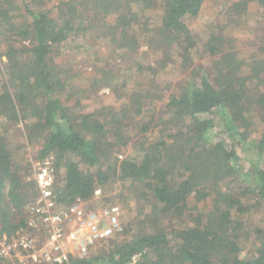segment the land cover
Segmentation results:
<instances>
[{"label": "trees", "instance_id": "obj_1", "mask_svg": "<svg viewBox=\"0 0 264 264\" xmlns=\"http://www.w3.org/2000/svg\"><path fill=\"white\" fill-rule=\"evenodd\" d=\"M228 1V22L245 17L248 0ZM254 1L264 27V0ZM205 2L0 0V240L25 231L38 196L33 165L14 157L23 137L36 146V162L53 159L57 206L80 201L95 210L113 201L104 192L118 181L121 200L138 204L105 248L56 264H264V218L252 227L245 219L264 206V134L252 139L249 119L264 112V33H255L261 46L251 58H239L223 34L228 24L202 42L189 22ZM87 37L105 42L112 57L135 56L136 75L121 80L107 65L76 81L57 58ZM199 54L211 61L209 71L194 65ZM176 70L182 79L161 93L158 76ZM102 88L113 102L86 110L82 100ZM245 148L257 156L247 170ZM200 203L209 206L199 210ZM0 264L14 261L0 256Z\"/></svg>", "mask_w": 264, "mask_h": 264}, {"label": "rangeland", "instance_id": "obj_2", "mask_svg": "<svg viewBox=\"0 0 264 264\" xmlns=\"http://www.w3.org/2000/svg\"><path fill=\"white\" fill-rule=\"evenodd\" d=\"M248 1V10L245 14V17L239 21H236V18H234V20H230L228 22L227 16L224 15L222 11L225 10V5L229 1L206 0L199 16L189 22V28L191 32L203 42L207 39V36L210 32H217L222 26L228 24L223 34L235 40V45L239 50V58H245L249 56V58L255 57V55H257V48L261 46V43L258 41L255 33L258 32L260 35L264 33V27L261 25V23H257V21L259 22L263 17L261 16V11L259 10L260 8L258 5H256V2L254 0ZM159 13V11H156L153 12V15L152 12H147V15L154 17L158 16ZM140 51H147L146 46H142ZM147 52V58L149 61L154 60L155 55L150 51ZM144 57L146 56H141V59ZM59 60H63L64 62L68 63V66L72 69L73 73H78L76 81H82L88 74L92 72L98 73V69H100V67H105L107 65L112 67L113 70L119 74L121 80L126 78L131 80L132 77L136 75L135 68H133L137 61L135 56L131 59L125 58V60L112 57L110 47L105 42L93 40L88 37L86 41L81 39L76 41L73 46H69V48L62 50V56H60L59 59L57 58V61ZM3 61H5L4 58ZM194 65H199L209 71L211 67V61L207 57L201 56L199 54V56H197L194 61ZM180 79H182V73L180 70L168 72L158 76V90H160L161 93L168 94L175 88ZM108 94L109 90L107 88H102L98 92L99 96L85 100L83 99L82 105L88 111L93 110L95 106H107L113 102L112 97H110ZM249 116L251 121V131L253 132L252 139H260L264 134V112H257V110H255L254 112H251ZM16 134L17 133L15 132H11V137H14L12 140L13 146L19 143V141L15 139ZM18 138L20 139L21 144L19 147L16 145L17 149L14 153V157L17 160L22 158L33 165L36 162V146L28 148L23 137ZM246 148L245 150H242L239 155L243 160V165L245 166L244 168L247 170V168L251 166V163L256 161L257 156L254 151H248V148ZM133 151V147L130 146L126 152V155L129 156L130 154H133ZM116 155L118 158H120V155L122 154L117 153ZM123 157L124 156L122 155V158ZM104 193V196L108 197V199H113V201H107V205L115 204L119 206L120 223L124 229L125 225H127L128 222L133 221L137 214V202L132 198L125 199V202L121 200L123 199L122 195H124V192L120 181L111 183V185L105 189ZM208 206L209 205H206V203L198 204L199 210H204ZM149 209V206H147V213ZM263 218L264 206L258 213L252 214L250 217H245V219H248V224H250V227L261 224ZM102 243L103 241L97 243L93 246V248L95 250L99 249L101 246L105 248V245ZM242 245L244 247L242 256L250 255L251 253L246 254L251 249L250 241L244 239Z\"/></svg>", "mask_w": 264, "mask_h": 264}, {"label": "built area", "instance_id": "obj_3", "mask_svg": "<svg viewBox=\"0 0 264 264\" xmlns=\"http://www.w3.org/2000/svg\"><path fill=\"white\" fill-rule=\"evenodd\" d=\"M53 165L52 157L33 164L38 196L29 208L27 228L9 239L0 240V256L13 260L14 264L62 263L70 254L83 258L97 243L123 232L120 208L115 204L99 203L97 209L90 211L80 201L57 206ZM102 198V190L96 189L94 200ZM37 234L42 236L40 244H36Z\"/></svg>", "mask_w": 264, "mask_h": 264}, {"label": "crops", "instance_id": "obj_4", "mask_svg": "<svg viewBox=\"0 0 264 264\" xmlns=\"http://www.w3.org/2000/svg\"><path fill=\"white\" fill-rule=\"evenodd\" d=\"M116 236H117V235H116ZM114 237H115V236H114ZM111 238H113V237H111ZM111 238H110V239H111ZM107 240H108V239H107ZM104 241H105V240H104ZM101 242H102V241H101ZM92 248H93V247H91L90 249H92ZM89 251H90V250H89Z\"/></svg>", "mask_w": 264, "mask_h": 264}]
</instances>
